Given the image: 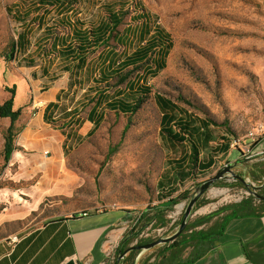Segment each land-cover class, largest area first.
I'll return each mask as SVG.
<instances>
[{"label": "rangeland", "instance_id": "374dc122", "mask_svg": "<svg viewBox=\"0 0 264 264\" xmlns=\"http://www.w3.org/2000/svg\"><path fill=\"white\" fill-rule=\"evenodd\" d=\"M33 1L0 0V105L15 93L13 108H21L13 123L15 150L8 161L4 148L12 122L0 116V234L37 228L67 214L113 207L131 213L133 228L151 206L183 195L168 211L167 223L149 225L131 242L133 245L141 238L154 241L173 235L198 187L230 164L244 181L226 173L200 196L186 226L211 215L193 230L217 226L223 216L219 210L243 200L244 190L253 194L264 186V151L250 149L248 137L264 124V0H79L75 9L87 24L103 17L104 7L124 6L128 13L119 32L128 24L136 25L131 21L136 14L131 2H139L171 36L173 47L166 67L149 77L151 93L133 113L110 110L104 102L137 97L139 92L128 91L126 82L141 83L142 77L146 78L144 66L129 67L124 83H119L118 77L107 84L97 83L92 78L97 80L100 47L90 55L88 69L71 73L67 62L51 50L53 39L46 41L45 27L55 26L61 18L59 10L48 5L40 26L31 19L33 15L29 22H21L9 11L18 3ZM25 29H30V43L20 48L16 59L7 60L10 43ZM66 30L59 26L56 32ZM110 42L121 56L132 53L137 45L125 49L114 39ZM96 90H106L107 98L103 97V104L90 118L95 119L100 112L104 115L95 133L86 136L93 127L88 113ZM155 93L197 118L224 124H211L209 132L193 136L203 163L195 177L176 164L178 158L185 157L187 166L192 165L193 143L189 139L171 142L164 136ZM51 103L56 106H49ZM46 106L56 118L66 109H76L84 121L81 127H73L76 137L67 141V152L63 149L65 140L60 139H66L63 130L44 119ZM234 140L239 144L232 146ZM10 217L15 219L7 223ZM185 229L182 233L187 236L190 233ZM168 244L143 251L137 264L147 258L165 264L163 260H176L194 250L189 245L158 259ZM110 256L114 263L116 252Z\"/></svg>", "mask_w": 264, "mask_h": 264}, {"label": "trees", "instance_id": "16d2710c", "mask_svg": "<svg viewBox=\"0 0 264 264\" xmlns=\"http://www.w3.org/2000/svg\"><path fill=\"white\" fill-rule=\"evenodd\" d=\"M79 2V0H34L28 3H18L13 8H10L9 11L21 22H29V18L33 15L31 19H36L40 26L43 22V15L48 13L47 6L51 5L52 7H56V10L60 12L61 18H58L54 27H45L46 35H48L46 41L53 39L51 42V50H53L55 57L67 62L66 69L71 73L75 70L83 71V69H88L91 62V60H89L90 55L95 53L100 47L103 48L97 57L99 63L95 65L97 80H95L94 77L92 78L94 81H97V83L107 84L113 77H118L119 83H124L129 76V67L137 68L139 66H144L143 75H145L146 78L143 76L141 83H132L130 80L126 82L125 88H127L128 91L139 92L137 97L133 100L126 98H110L104 102V106L110 110L120 111L122 113H133L140 106L144 97L151 93L152 89L148 84L149 77L153 78L157 76L159 72L166 67V57L173 47L171 36L161 24H159L158 20H154L152 14H150L144 6L139 4V2H131V5L132 3L134 4V12L136 13L131 16V21L136 22V25L130 26L128 24L122 32L118 31V27L124 22L128 13V10L125 9L124 6L121 5L116 9L109 6L104 7V16L96 23L91 21L87 24L83 18L79 17V11L75 9V5ZM104 5L107 4L105 3ZM42 9L43 12L40 15L38 12ZM74 15H76V18H73ZM59 26L63 27L65 30L67 29L66 32L58 34L56 30ZM30 33V29H25L23 32L18 33L17 39L12 40L9 45L7 60L12 61L16 59L20 48H25V46L30 43ZM113 39L116 43L122 44L125 49L135 44L137 45L132 53L121 56L111 46L110 40ZM133 40H136L135 44ZM49 51L50 49L48 52ZM91 88L90 86L88 89ZM96 95L97 97L95 99H90V101L94 103V106H92L88 113V120L93 123V127L86 133V136H91L95 133L104 115L100 112L97 119L90 118L95 115L97 108L103 104V97L107 98L106 90H96ZM14 97L15 93L11 98L0 105V116L8 117L12 122L5 141L4 154L6 161H8L12 152L15 150L13 144L14 133L12 131L13 123L21 115V108H13ZM154 98L161 110V130L164 136L171 142H184L189 139L190 142L193 143L192 154L189 156V159L192 157V165L187 166L188 162L185 157L178 158L176 164L179 169H189L186 174L195 177L197 170L203 163L199 158L198 147L194 145L193 136L195 134L209 132V126L211 124L214 126H223V122L218 123L207 118H197L187 109L160 93H155ZM49 106L55 107L56 104L51 103ZM49 106L45 108L44 119L46 122L53 123L63 130L66 136L63 149L67 152V148H69V146H67V141L76 137V130H73V127L76 125L81 127L84 121L77 116L76 109H66L56 118L54 114L49 112ZM195 119H199L200 122L197 123ZM128 127L129 123L125 125L123 133L127 131ZM227 130L232 134L234 133L230 128H227ZM181 199H183V195L174 198L171 197L145 210L135 221L134 227L131 228L122 239L121 244L116 250L115 264H135L139 252L138 250L130 251L119 262L118 256L131 245L133 240L139 237L141 231L146 227L149 225L154 226L157 222L166 224L168 221L166 218L168 211ZM223 211L229 212L222 216L217 226L208 230L200 229L195 231L193 228L207 221L212 215L196 219L193 223L188 224L185 232H189L190 234L187 236L184 233L180 234L177 239L170 242L165 247V250L161 252L158 259L167 258V253L170 252L171 255L173 250H183L187 246L192 245L194 246V250L190 252L187 261H194L198 251L203 250L208 242L213 241L220 235L221 230L230 217L242 214L264 213V199H260L255 195H250L240 202L222 208L219 210V214ZM151 241L153 240L141 238L138 240L137 244H144ZM159 261L160 262H157L156 259L150 261V259L147 258L141 259L139 264H159L161 260ZM163 263L169 264V262L165 260H163Z\"/></svg>", "mask_w": 264, "mask_h": 264}, {"label": "crops", "instance_id": "0c3cea01", "mask_svg": "<svg viewBox=\"0 0 264 264\" xmlns=\"http://www.w3.org/2000/svg\"><path fill=\"white\" fill-rule=\"evenodd\" d=\"M60 139L63 142L65 137ZM250 149L264 151V137L250 142ZM130 219V212L115 207L86 210L50 219L37 228L0 234V264H67L69 260L76 264H114L110 255L130 230ZM15 234L19 240L12 243L10 238ZM189 255L168 262L264 264V213L230 217L220 235L199 250L194 261H187Z\"/></svg>", "mask_w": 264, "mask_h": 264}, {"label": "water", "instance_id": "95a60500", "mask_svg": "<svg viewBox=\"0 0 264 264\" xmlns=\"http://www.w3.org/2000/svg\"><path fill=\"white\" fill-rule=\"evenodd\" d=\"M233 165H228L226 167H224L223 169H221L220 171H218L215 175L211 176L210 178L206 179L197 189L196 193L193 195V197L191 198V200L189 201L188 205L185 208L184 211V215L180 224L179 229L171 236L169 237H162L159 238L157 240L151 241V242H147L145 244H133L130 245L128 248H126L119 256H118V262L123 259L127 253H129L132 250H140V252L137 255L136 258V262L135 264H137L138 259L141 256V253L143 251H146L148 249H151L159 244H164V243H170L172 241H174L175 239H177V237L183 232V230L186 227V224L188 222V219L192 213V210L194 208V206L196 205L197 200L200 198V196L207 190L209 189L217 180H219L220 178H222L226 173H231L232 175H234L235 177H238L240 179L243 180V178L234 173L233 169H232ZM254 195L260 199H264V194H260L257 191L253 192ZM67 264H76V262L74 260H69L67 262ZM119 264V263H117Z\"/></svg>", "mask_w": 264, "mask_h": 264}, {"label": "built area", "instance_id": "2783aa9c", "mask_svg": "<svg viewBox=\"0 0 264 264\" xmlns=\"http://www.w3.org/2000/svg\"><path fill=\"white\" fill-rule=\"evenodd\" d=\"M248 137L249 139H251V142H254V141H257L261 138L264 137V124H259L256 128H254V130L250 131L249 134H248ZM239 144V141L238 140H234L232 142V146H236ZM244 193L246 196L244 197H248L250 195H254L251 194V191L248 189L244 190ZM19 240V236L17 234L13 235L11 238H10V241L12 243H16L17 241Z\"/></svg>", "mask_w": 264, "mask_h": 264}, {"label": "flooded vegetation", "instance_id": "af4514ba", "mask_svg": "<svg viewBox=\"0 0 264 264\" xmlns=\"http://www.w3.org/2000/svg\"><path fill=\"white\" fill-rule=\"evenodd\" d=\"M263 191H264V186H263L262 188L259 189V192H258V190H257V192L260 193V194H263Z\"/></svg>", "mask_w": 264, "mask_h": 264}]
</instances>
